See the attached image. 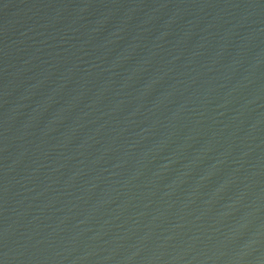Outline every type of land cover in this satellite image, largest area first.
I'll return each instance as SVG.
<instances>
[{
  "label": "water",
  "instance_id": "95a60500",
  "mask_svg": "<svg viewBox=\"0 0 264 264\" xmlns=\"http://www.w3.org/2000/svg\"><path fill=\"white\" fill-rule=\"evenodd\" d=\"M0 264H264V0H0Z\"/></svg>",
  "mask_w": 264,
  "mask_h": 264
}]
</instances>
